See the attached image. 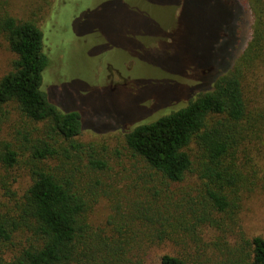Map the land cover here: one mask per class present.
Here are the masks:
<instances>
[{
	"label": "trees",
	"instance_id": "trees-1",
	"mask_svg": "<svg viewBox=\"0 0 264 264\" xmlns=\"http://www.w3.org/2000/svg\"><path fill=\"white\" fill-rule=\"evenodd\" d=\"M41 2L51 5V0ZM248 4L253 34L234 62L243 6L239 0H208L221 32L216 45L233 39L228 71L212 89L200 94V89L188 90L187 98L193 92L198 97L187 106L125 135L134 157L166 187L156 189L155 196L171 195L167 208L147 218L154 223L150 233L130 241L131 231L118 229L109 237L93 230L82 183L57 165L63 152L79 148L83 119L77 112L62 113L42 89L50 60L41 27L15 17L12 0H0V41L13 56L10 71L0 79V193L8 199L0 203V264H144L143 255L155 245L186 241L198 255L206 252L198 264H264V237H248L241 221L245 200L264 195V98L252 95L250 86V79L264 70V0ZM27 124H44L46 134L20 130ZM90 164L106 167L95 160ZM17 172L29 177L21 196L12 190L19 180L11 175ZM188 180L195 196L181 193L180 185ZM171 188L182 194L178 201ZM23 228L34 233L36 244L6 259L4 248ZM205 228L218 235L201 247ZM142 236L149 246L138 244ZM158 264L191 262L166 254Z\"/></svg>",
	"mask_w": 264,
	"mask_h": 264
},
{
	"label": "rangeland",
	"instance_id": "rangeland-1",
	"mask_svg": "<svg viewBox=\"0 0 264 264\" xmlns=\"http://www.w3.org/2000/svg\"><path fill=\"white\" fill-rule=\"evenodd\" d=\"M192 1L51 0V5H45L41 0H12L15 17L35 21L45 35L50 65L43 75L42 89L62 113L77 112L83 119L84 130L76 138L79 148L67 149L56 163L82 183L80 187L89 198V224L109 237L118 229L124 234L131 231L130 241L150 233L154 223L147 218L167 208L171 198L166 191L155 196L156 189L166 187L134 157L125 135L184 108L198 97L193 92L187 98L188 90L206 93L228 71V49L233 39L216 45L221 32L214 22L215 10H210L208 0ZM239 2L244 12L234 62L246 50L254 28L248 0ZM12 59L0 41V79L10 71ZM207 71L209 77L204 82ZM260 71L258 79H250L251 94L264 98V70ZM34 128V135L46 134L44 124H27L20 130ZM92 160L106 167L98 169L90 164ZM11 176L19 180L12 190L23 195L28 175L17 172ZM180 186L184 190L181 193L196 195L189 180ZM173 189L171 194L178 201L182 194ZM6 199L1 192L0 203H7ZM241 221L248 237H264V195L245 200ZM217 235L203 229L201 247ZM136 240L149 246L146 236ZM31 244H36L34 233L20 229L4 248V257L9 260ZM195 249L187 241L166 242L155 245L142 259L144 264H158L169 254L198 264L206 252L199 251L198 255Z\"/></svg>",
	"mask_w": 264,
	"mask_h": 264
}]
</instances>
